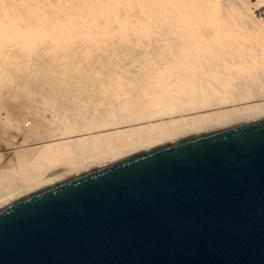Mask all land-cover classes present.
Segmentation results:
<instances>
[{"label":"bare ground","instance_id":"1","mask_svg":"<svg viewBox=\"0 0 264 264\" xmlns=\"http://www.w3.org/2000/svg\"><path fill=\"white\" fill-rule=\"evenodd\" d=\"M263 4L0 0V106L6 112L0 118V207L132 154L264 118V20L254 14ZM123 9L133 13L125 17ZM102 20L118 36L137 37L146 54L131 47L134 51L121 57L115 50L112 59L125 61L113 69L92 44L100 39ZM159 44H165L162 51L156 50ZM83 57L105 64L74 70L85 64ZM71 77L88 79L91 89L70 83ZM69 89H82L86 95L76 96L86 102L50 130L54 123L39 113L36 100ZM26 90L34 95L35 108L24 114ZM25 119L32 122L25 127H32L19 138Z\"/></svg>","mask_w":264,"mask_h":264},{"label":"water","instance_id":"2","mask_svg":"<svg viewBox=\"0 0 264 264\" xmlns=\"http://www.w3.org/2000/svg\"><path fill=\"white\" fill-rule=\"evenodd\" d=\"M0 264H264V118L1 206Z\"/></svg>","mask_w":264,"mask_h":264},{"label":"rangeland","instance_id":"3","mask_svg":"<svg viewBox=\"0 0 264 264\" xmlns=\"http://www.w3.org/2000/svg\"><path fill=\"white\" fill-rule=\"evenodd\" d=\"M251 1L257 2V0H251ZM138 10H140V8ZM130 13H133V12L131 10H129V9H123L122 10V15L125 16V17H128ZM254 14H255V16L257 18H259L261 20H264V4L262 6H260V7H258L257 9H254ZM101 25L104 28L99 32L100 39H99L98 42L93 41L92 44H97L100 47V49L105 54V56L107 58H109V60L111 61L112 64L111 63L110 64H111V67L113 69L118 70L119 67L123 64V61H125V58L124 59H117L116 58V60H119V61H116V60L112 59V57L109 54H116L117 53L121 57H124V56H128V55L131 54V53L128 52L129 50H132V51L135 50V52H136V53L134 52L135 54H140V55H145L146 54V51H144L145 48L142 47L141 41L137 37L133 36V38H131V39H125V38H123L121 36H118L117 31L115 29H113L111 27L108 28L109 27L108 26V23L105 20H102L101 21ZM167 31H169V28H165L164 29V33H166ZM106 33H110L111 34V38L104 37L106 35ZM132 41L133 42L135 41V42L132 43V44H130V46H128L129 43H131ZM131 47H133L134 50ZM164 47H165V44H159V46L156 47V50L157 51H162L161 49H163ZM109 48H111V49L109 50ZM138 48H140V49H138ZM115 50L117 52L116 53H113ZM74 57L76 59H81L82 58V55L77 54ZM83 58H87V57H83ZM72 60H74V58H72ZM103 62H104L103 60H93V59H88L87 58L85 60V64H83L81 66H75L74 67V70H76V71L77 70H81L80 72H84L86 70V68H89V66H91V65L95 66L97 64H103ZM104 64H105V62H104ZM57 69L59 71H62L61 70V67L59 65H57ZM92 73L93 74H95V73L98 74V71H93ZM97 74H95V75L98 76ZM95 75H94V77H96ZM105 76H106V80L108 78L107 82H110L111 80H110V77H109V73L108 72H106ZM100 78L101 77H99L98 79L101 82L97 81L96 82V85L99 84V86H101L102 83L104 82V79L101 80ZM76 79H77L76 77H74V78L71 77V78H69V82L70 83L73 82V84H78L79 87H81V88L85 86L86 90L87 89L88 90L91 89V83L90 82L88 83V79H86V78L77 79V80ZM125 84L127 86H129L130 88H133V85L131 83L128 84L127 82H125ZM62 89L63 88H61L60 90H62ZM72 89L74 90V88H72ZM72 89H69V91L66 94H60L59 93L58 95H56V94L55 95H52V97H50L51 95H44V96H47V97L45 98L44 96L43 97L41 96L38 100H36V102H37L36 103V106H38L39 109H40L39 110V113H42L41 115H43L44 119L47 118L52 123H54L53 127H50L49 128L50 130H51V128H54L55 127V124L56 125H59L61 123V119L63 117H65V116H69V117L71 116L72 117V115H74V109L76 107L79 108L81 105H84L85 104L86 101L84 99H81V98H79V97L76 96V94L81 95L82 93H84V94H82V96H85L86 95L85 92L82 89L76 90V91H73ZM24 95H25V98L28 99V104H27V106H26V108L24 110V114H27L33 108H35L34 107L35 101L33 102V99L32 98H34V95L32 94V92L30 90L24 91ZM134 95H137V94L134 92ZM48 98L49 99L51 98L50 102H48V100H49ZM73 106H75V108ZM0 112H1L0 118H4V116H6V112H5V110L3 111V106H0ZM30 121L31 120H29V119H25V120H23L21 122V124H22V131L20 133L19 138H22L23 134H25V132L28 131L32 127L31 126L29 129L25 127V124L27 125V127L30 126L29 123H32ZM48 124L50 125V122H48ZM53 130L54 129H52V131ZM6 139L7 140L8 139L9 140L11 139V131L10 132L9 131L7 132ZM3 159L6 160V156ZM2 161H4V160H2Z\"/></svg>","mask_w":264,"mask_h":264}]
</instances>
